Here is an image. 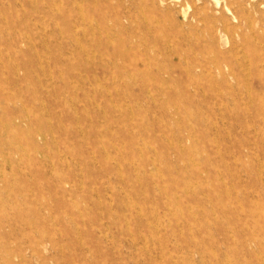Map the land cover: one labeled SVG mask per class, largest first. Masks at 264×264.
Returning a JSON list of instances; mask_svg holds the SVG:
<instances>
[{"label":"rangeland","instance_id":"obj_1","mask_svg":"<svg viewBox=\"0 0 264 264\" xmlns=\"http://www.w3.org/2000/svg\"><path fill=\"white\" fill-rule=\"evenodd\" d=\"M189 1L0 0V264H264V0Z\"/></svg>","mask_w":264,"mask_h":264},{"label":"bare ground","instance_id":"obj_2","mask_svg":"<svg viewBox=\"0 0 264 264\" xmlns=\"http://www.w3.org/2000/svg\"><path fill=\"white\" fill-rule=\"evenodd\" d=\"M214 1H215V0H214ZM218 2H220V1H217V3H218ZM189 3H193V4H194V0H190ZM194 6H195V5H194ZM219 6H220V5H219ZM262 6H263V5H262ZM263 7H264V6H263ZM189 8H190V6H189ZM225 8H227L228 12L230 11L228 7H225ZM190 9H191V8H190ZM230 9H231V8H230ZM7 73H8V72H7ZM152 158H153V157H152ZM198 165H199V164H198ZM7 175H8V174H7ZM0 178H1V177H0ZM162 205H163V204H162ZM165 205H166V204H165ZM187 206H188V205H187ZM162 207H164V206H162ZM164 209H165V207H164ZM181 216H182V215H181ZM52 218H53V217H52ZM125 218H126V217H125ZM101 222H102V221H101ZM212 251H213V250H212ZM1 256H2V255H1Z\"/></svg>","mask_w":264,"mask_h":264}]
</instances>
